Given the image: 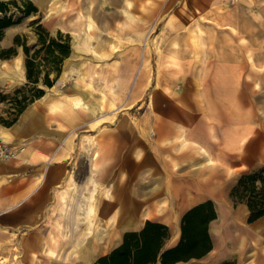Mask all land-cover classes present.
<instances>
[{
  "label": "rangeland",
  "instance_id": "obj_1",
  "mask_svg": "<svg viewBox=\"0 0 264 264\" xmlns=\"http://www.w3.org/2000/svg\"><path fill=\"white\" fill-rule=\"evenodd\" d=\"M0 1L11 2L0 18L15 21L2 29L0 50L15 35L37 47V24L68 34L60 30L62 0ZM89 1L93 15L100 1L116 14L107 44L96 53L71 48L52 85L64 111L76 99L84 108L60 114L55 149L33 171L12 165L28 142L0 133V264H83L90 246L100 253L126 228L118 223L123 207L151 197L155 213L142 220L168 221L173 211L181 220L187 207L211 200L213 263L264 264V216L249 222L246 204L230 194L241 174L264 167V0H146L138 23L123 15L121 0ZM29 2L36 10L24 15ZM233 13L250 24L241 31L249 35L238 34ZM78 32L68 34L71 47L86 37ZM15 48L0 57V128L39 102L15 112L11 96L26 83L22 46ZM48 162H60L57 179L45 177Z\"/></svg>",
  "mask_w": 264,
  "mask_h": 264
},
{
  "label": "crops",
  "instance_id": "obj_2",
  "mask_svg": "<svg viewBox=\"0 0 264 264\" xmlns=\"http://www.w3.org/2000/svg\"><path fill=\"white\" fill-rule=\"evenodd\" d=\"M37 1L39 3H42L44 0H37ZM206 1L211 3L214 0L213 1L206 0ZM235 1L236 0H231V4L233 5ZM120 2H121L120 4H123L125 2V5L127 6L125 7V5H122L123 7L120 8L122 9L123 15H125V17H127L128 19L131 17L130 19L132 20L135 19L137 23L139 22V20L141 22L145 21L146 18L145 13H143L139 5H142V7L143 5H146L148 3L146 2V0H121ZM208 2L207 4H209ZM103 4L104 6L102 8V11H100V13L98 12L97 15H93L92 13L89 12V5H90L89 0H65V1L62 0V3L60 4V9L61 7H66L68 12L65 13L66 11L65 9L63 11L60 10L62 12L60 14V30L71 35L74 34L76 36L79 33L78 31L82 29L87 31V33L85 34L86 37L82 42L79 43L77 39H75L71 47L72 50L76 51L77 48L85 47L88 49H92L93 52L96 53L100 48H103L107 44L106 35L110 30H112L111 29L112 23L113 21L117 20V17L116 14H113L112 7L109 6L105 7L107 3L100 1V5ZM128 5H131L133 10H135L137 14H140V16L142 17L138 18V15H135L133 12L130 11ZM245 5L247 7H250L251 2L246 1ZM75 9L77 10L76 12L73 11ZM234 19L235 17L233 13L232 20L234 22V25L236 27L238 26V28L240 26L243 28L239 30L240 32L238 34L249 35L243 32L251 30L250 24L240 25L237 24ZM92 37H95L96 41L97 38H101V40L100 41L98 40L97 42H95V44H93L90 41ZM48 90L49 91L46 92V94L35 100L39 102L37 103L33 102L28 107L25 108V110L22 112L20 116V119L14 125H12L10 129L9 127L0 128L1 136L4 139H10V137L13 136L14 140L18 142L25 140L26 142H28L24 151L21 152V154L23 155L21 160L15 162L12 161L13 162L12 165L15 169V172H18L19 174L27 171L28 172L33 171L34 166H39L43 164L44 160L49 158L50 155L53 153L52 151H54L55 149V144L58 142L60 138V119H61L60 114L63 112L67 114V111H71V110L73 111L74 109L76 111L78 107L84 108L83 104L81 103V99H76L73 102L74 109L72 108L70 110L69 108L65 107V111H64V107L61 105L60 99L58 97H55L56 91L54 87L52 86L48 88ZM81 94L84 100H86V102L88 103L92 102V99L89 97V95L86 94V92L83 91V93L81 92ZM104 96L105 93H102L101 97L99 98L100 103H103ZM112 105L113 103L110 104V106ZM52 120H56V124L51 125ZM47 164L48 167L44 170L45 177L50 180L57 179L60 174V162H48ZM17 188L20 187L17 186L16 189ZM145 192H151V190H145ZM159 198H162V196H160ZM152 199L153 197L145 200L146 202L139 201V203H137L136 205L130 207H123L120 210L118 223L120 222L121 226L126 228H124V230L121 231L119 236L116 238L115 243L111 245L108 249L100 253H97L96 249L93 247L91 248L90 246L88 252L91 253L90 254L91 260L88 263H86L85 262L86 255L84 254V256L81 257L82 263L96 264L100 257L109 255L113 249L121 245L123 241L124 233L140 231L144 226L145 222L149 220L152 222H157L165 225L167 232L165 236L162 237L158 245V249L156 250L155 253L156 255L147 258L144 264H162L161 263L162 252L168 248L174 247L180 239V220H178V217L176 216L175 213L176 211H173L174 216L170 218V220L168 221H163L154 218H145L142 220L141 216L151 217L155 213L153 211V208H151L152 206L150 207ZM190 207L191 206L187 207L185 210L189 209ZM218 212L220 218H224L226 216L227 211L225 207H223L222 204H220L218 205ZM213 220H211L208 224V233L211 238L212 248L206 254L200 257H191L186 260H176L172 264H214L215 263L214 262L215 260L212 259V256H209L210 253L215 249V241L213 240L211 233V223L213 222ZM213 228H216V225H214ZM114 236L115 235L111 237L108 236L109 237L108 239L113 240ZM129 258L133 259L132 255H130Z\"/></svg>",
  "mask_w": 264,
  "mask_h": 264
},
{
  "label": "trees",
  "instance_id": "obj_3",
  "mask_svg": "<svg viewBox=\"0 0 264 264\" xmlns=\"http://www.w3.org/2000/svg\"><path fill=\"white\" fill-rule=\"evenodd\" d=\"M9 2L0 1V11L8 10ZM30 10L24 15L35 11L36 8L29 2ZM15 23L11 17L0 18V37L2 29ZM38 46L30 48L19 35L13 38V45L0 50V57L8 58L16 52V46L21 45L24 54L25 87L14 91L11 99L16 114L21 113L30 102L44 94V85L52 87L60 74L62 63L71 51L70 36L58 31L51 35L41 24L36 26ZM13 118L7 125L15 121ZM237 201H242L248 208L247 220L253 221L264 216V167L257 171L243 173L237 179L230 192ZM216 218V211L211 200L199 202L187 209L180 220V239L171 248L161 254L162 264H172L176 260H186L191 257H200L211 248V238L208 233V224ZM166 226L147 220L140 231L126 232L121 245L113 249L109 255L100 257L96 264H144L147 258L156 255V250L163 236ZM132 255L133 259H130Z\"/></svg>",
  "mask_w": 264,
  "mask_h": 264
},
{
  "label": "bare ground",
  "instance_id": "obj_4",
  "mask_svg": "<svg viewBox=\"0 0 264 264\" xmlns=\"http://www.w3.org/2000/svg\"><path fill=\"white\" fill-rule=\"evenodd\" d=\"M6 138V137H5ZM98 155H99V153L97 152V151H93V153H92V158L93 159H97V157H98ZM147 200V199H146ZM144 201V200H143ZM111 208V207H110ZM137 209H138V207H137ZM138 211V210H137ZM105 212H107V211H105ZM139 212V211H138ZM147 212V211H146ZM134 216V215H133ZM130 218V217H129ZM135 220V219H134ZM128 222V221H127ZM97 226V225H96ZM97 228V227H96ZM80 230H82V229H80ZM73 231V230H72ZM76 232H77V230H76ZM94 232V231H93ZM72 234V233H71ZM86 236V235H85ZM97 238V237H96ZM87 239V238H86ZM95 239V238H94ZM1 241V240H0ZM3 242V241H2ZM6 242V241H5ZM7 243V242H6ZM70 243L73 245V244H76V240L75 239H72L71 241H70ZM98 246V245H97ZM2 247V246H1ZM0 247V248H1ZM16 248H18V247H16ZM99 248V247H98ZM88 250H89V248H88ZM92 251V250H91ZM93 253V252H92ZM90 252H85V262L86 263H88L90 260H91V257H90Z\"/></svg>",
  "mask_w": 264,
  "mask_h": 264
},
{
  "label": "built area",
  "instance_id": "obj_5",
  "mask_svg": "<svg viewBox=\"0 0 264 264\" xmlns=\"http://www.w3.org/2000/svg\"><path fill=\"white\" fill-rule=\"evenodd\" d=\"M0 151H4V147L0 148Z\"/></svg>",
  "mask_w": 264,
  "mask_h": 264
}]
</instances>
